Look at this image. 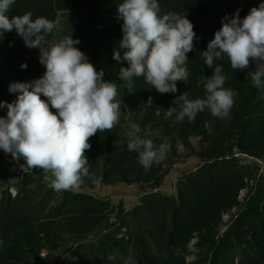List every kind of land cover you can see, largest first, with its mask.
Returning a JSON list of instances; mask_svg holds the SVG:
<instances>
[{
	"label": "trees",
	"instance_id": "obj_1",
	"mask_svg": "<svg viewBox=\"0 0 264 264\" xmlns=\"http://www.w3.org/2000/svg\"><path fill=\"white\" fill-rule=\"evenodd\" d=\"M123 0H15L7 15L23 16L31 12L32 19L44 17L51 21H58L60 13L69 16L67 35L80 43L76 45L88 58L89 62L100 60L104 47L111 51L115 41H122L123 21L117 18L118 5ZM161 15L169 12L184 13L194 25L196 39L194 49L188 53L185 65L188 78L177 81L175 93L161 94L145 83L143 77H134L132 91L141 102L139 110L148 106L150 100L157 98L165 101V112L149 121L155 107L150 105L149 112L143 115L141 125L150 124L154 130L164 127L172 147L181 141L185 145L189 140L200 138L208 146L197 154L198 159L205 163L199 171L187 182L179 187V203L173 204L167 199L165 216L162 218L141 216L139 212L147 208L154 211L153 198L144 202L132 214L139 221L136 240L144 250L140 258L141 264H188L185 254L189 252L190 244L196 239L209 245L213 251L212 262L220 261V256L228 251L230 243L224 240L216 242L218 230L222 225L225 214L241 206L239 196L246 189L247 180L239 161L233 157L234 152L264 159V86L256 88L249 72H254L258 62L251 61L250 67L233 70L227 57L216 61L222 67V74L227 77L224 88L237 93L230 116L226 119L213 117L207 110L198 113L194 121L187 118L183 122H176V115L183 102L174 103L187 92L189 99L204 98L203 83L197 86V81L203 77L211 78L214 69L204 64L200 53L207 50L208 43L214 39L215 32L222 28L225 17H232L239 10L241 19L250 10L259 7L264 0H158ZM56 28L48 35V41H54ZM4 49L0 54V63L4 72L10 75L13 83H29L43 77L46 69L40 63V50L26 47L22 37L15 30L3 33ZM127 49H122L121 57ZM114 59V58H113ZM118 68L129 67L126 61L114 59ZM259 63H264L261 61ZM27 68H22V65ZM264 81V78H262ZM8 90L2 99L6 104L14 103L19 93L10 92V85L3 81ZM42 100H47L41 95ZM171 108L176 111L167 117L166 112ZM55 113V109H51ZM154 110V111H153ZM8 112V108H7ZM152 113V114H151ZM91 148L85 155L90 165V173L104 184L146 183L153 189L159 188L167 173H162L154 165L145 172L138 162V153L129 152L120 143L117 134L110 131L97 133L89 140ZM191 155H189L190 157ZM20 162L26 166L21 157ZM262 184V183H261ZM94 184L84 178L85 186ZM0 190H3L0 187ZM259 193L247 202L238 219L247 216L264 218V203L258 200ZM77 205V206H76ZM77 212L71 213L62 223L51 220L33 219L27 207L21 201L20 195L12 197L10 193L4 195L0 203V264H31V261L41 262V251L47 247L57 248L61 240L59 233L68 232L75 242H83L93 233L95 228L110 227L109 219L101 207L92 204L77 203ZM85 264H94L86 261ZM103 264V263H97ZM231 264V263H228ZM234 264V263H232ZM239 264H264V236L255 241L254 247L247 250Z\"/></svg>",
	"mask_w": 264,
	"mask_h": 264
},
{
	"label": "clouds",
	"instance_id": "obj_2",
	"mask_svg": "<svg viewBox=\"0 0 264 264\" xmlns=\"http://www.w3.org/2000/svg\"><path fill=\"white\" fill-rule=\"evenodd\" d=\"M14 2L0 0V36L15 30L26 47L40 50L39 61L46 71L33 82L10 85V92L19 95L14 103L6 105L7 119L0 118V150L16 160L22 157L28 168L51 173L47 186L55 192L79 191L84 178L99 186L100 181L90 173L85 152L91 148V137L111 131L120 121L122 105L117 100V84L104 81V71H97L76 47L78 39H46L58 21L44 17L33 20L31 12L9 18L7 13ZM117 18L123 21L119 47L127 51L121 57L116 50L113 58L129 65L119 73L120 79L127 81V89L132 88L134 77H143L157 92L175 93L176 82L188 78L185 65L196 39L193 23L184 13L161 15L158 0H123L118 5ZM200 54L214 74L197 81V86L203 83L204 98L189 99L185 92L174 101L183 102L176 122L185 118L194 121L205 110L218 119L230 116L237 93L224 88L227 77L215 63L223 57L236 71L249 68L251 61L258 62L248 76L256 88L264 86V63H259L264 61V3L252 8L243 19L239 10L225 17L222 28ZM41 95L47 100H42ZM4 106L0 103V107ZM174 111L175 108L168 110L169 114ZM140 132L138 124H129L127 149L138 153V162L147 172L165 158L167 145L157 149L151 139H142ZM114 258L110 255L108 260ZM126 264L135 262L129 259Z\"/></svg>",
	"mask_w": 264,
	"mask_h": 264
},
{
	"label": "rangeland",
	"instance_id": "obj_3",
	"mask_svg": "<svg viewBox=\"0 0 264 264\" xmlns=\"http://www.w3.org/2000/svg\"><path fill=\"white\" fill-rule=\"evenodd\" d=\"M69 16L60 13L58 26L56 28L54 41L58 42L67 35V23ZM121 41H115L112 44L113 56L114 51H122L119 47ZM4 39L0 36V54H3ZM111 51L104 47L100 60L92 63L97 71L103 70L104 81L117 84V100L121 103V116L119 123L110 131L117 134L120 143L127 147L126 132L131 122L138 124L141 128L139 133L142 139H151L154 147L167 145L165 158L154 166L167 173L163 184L153 189L146 183L128 185L117 184L109 186L104 184L102 177L99 186H85L79 191H62L55 192L48 188L52 179L51 173H45L41 169H31L22 165L20 160L14 159L11 154L4 153L0 150V203L3 202L4 195L10 193L12 197L20 195L21 201L27 207L28 212L33 219L51 220L62 223L71 213L77 212V203L92 204L101 207V210L109 219L110 227L106 229L95 228L87 239L83 242H75L68 232L59 233L61 240L57 248L47 247L41 251V262L31 261V264H85L103 263V264H126L131 259L135 264H141L140 258L144 250L136 240V234L139 230V219L145 215L149 218H162L165 216V207L175 208L177 205H166L167 199L173 204L179 203V187L187 182L205 163L201 162L197 154L208 146L207 142L200 138L192 137L188 144L181 141L177 142L174 147L169 143V138L164 127L152 129L150 124L141 125L142 117L149 112V106L155 107L154 114L149 116V121H153L155 116L162 115L165 112V101L157 98L150 100L148 106L139 110L141 102L136 95L127 89V81L120 79V68H118L114 59L110 58ZM91 63V62H90ZM3 81L13 83L10 75H7L0 63V103L5 104L0 107V118L7 119V104L2 99L4 92L8 90ZM134 81V78H133ZM132 81V83H133ZM152 114V113H151ZM167 117L170 116L166 112ZM189 155H191L189 157ZM246 175L247 186L241 191L239 200L241 206L232 212L225 214L223 222L218 230L216 242L221 244L224 240L229 241L228 251L220 256V261L215 264H239L243 254L254 247L255 241L264 236V218L259 216H247L243 220L238 217L244 209L247 202L255 194L259 193L258 200L264 203V159H257L238 151L234 156ZM262 183V184H261ZM154 197V198H153ZM153 198L155 200L154 211L148 212L144 208L138 214V220L134 219L132 214L139 207H145L144 202ZM77 206V205H76ZM213 251L209 245L196 238L185 254L188 264H214L212 262ZM112 255L115 258L108 260Z\"/></svg>",
	"mask_w": 264,
	"mask_h": 264
}]
</instances>
